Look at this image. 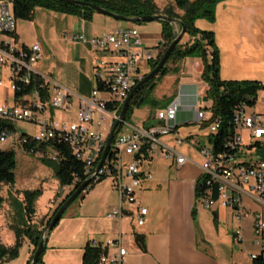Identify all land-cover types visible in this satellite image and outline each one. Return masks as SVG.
<instances>
[{
	"label": "built area",
	"instance_id": "2783aa9c",
	"mask_svg": "<svg viewBox=\"0 0 264 264\" xmlns=\"http://www.w3.org/2000/svg\"><path fill=\"white\" fill-rule=\"evenodd\" d=\"M15 30L16 18L13 15L12 2L0 0V68L6 71L11 91H19L26 85H32L31 93L22 97L19 104L0 105V121L14 125L23 122L33 126L34 132L31 134L27 131L13 133L17 135L20 144H25L28 140L39 144L61 137L68 143L75 157L84 161V179L91 178V181H96L102 177L112 178L113 187L119 195V206L108 213L107 217L122 216L125 211L123 206L128 204L135 208V223L138 226L143 225L148 209L141 204L136 192L142 181L150 178V174L140 171L145 159L141 150L144 148L146 154L152 156L158 147L161 155L171 159L176 165H182L187 158L161 141V137L171 134L176 125L177 103L173 101L167 107L156 110L152 124L134 125L124 119L111 144L110 152L114 156L109 152L96 170L108 132L118 119L125 98L144 77L146 71L142 70V66H148L149 60L153 58L150 51L140 48L138 30L135 27H118L91 37L83 32H76L71 36L75 43L88 45L94 52H106L117 58L106 60L97 57L94 60L93 78L99 77L109 84V90L100 91L94 87L89 96L80 97L76 121L53 118V109L68 110L71 92L35 69V64L42 57L40 43H19ZM3 82L0 78V86ZM260 85L264 87V81ZM45 86L49 97L42 101L40 93ZM99 91L109 93V98L98 97ZM108 102H113L110 110L106 109ZM247 107L244 102L236 106L233 132L221 145L213 142V136L219 128V119L213 118L207 125L210 138L196 148L204 158L199 166L201 172L198 201L210 210H213L214 204L227 208L233 220L250 219L253 234L257 238L256 243L261 244L264 249V159L258 150V145L264 142V113H248ZM47 109L49 116L45 113ZM211 116L209 107L196 111V120L199 123ZM104 120L107 121V126H103ZM243 130L248 132L249 144L242 138ZM10 134L12 133L7 127H0V142L5 141ZM184 142L185 138L174 139L175 145ZM124 155L131 159L124 161ZM49 156L56 158L57 153L51 152ZM213 189L218 193L215 202L210 200ZM244 195L254 201L256 210L244 206ZM233 235L236 242L241 241L242 229L236 227ZM90 244L104 249L96 264H126L128 251L121 236L105 241L92 239ZM256 254L251 253L250 259Z\"/></svg>",
	"mask_w": 264,
	"mask_h": 264
},
{
	"label": "crops",
	"instance_id": "0c3cea01",
	"mask_svg": "<svg viewBox=\"0 0 264 264\" xmlns=\"http://www.w3.org/2000/svg\"><path fill=\"white\" fill-rule=\"evenodd\" d=\"M214 13L213 22L198 19L195 25L198 29L210 30L214 34L219 52L220 78L222 80L263 82L264 61H254L247 54L264 42V0H220L215 6ZM66 19L76 27V32H83L87 37L123 27L118 22L119 20L97 12L93 13L90 20H83L73 15H67ZM178 27V25H174V31ZM185 36L187 37L185 42H190L186 34L182 36V39ZM15 37L19 43L24 45L38 42L33 38H25L17 28V24ZM76 44L77 59L81 66L80 70L83 71L79 75L87 80H92L94 77L93 62L97 57L106 60L116 58L106 52H94L90 47ZM172 67H176L177 71L164 76L160 82L168 79L170 83L176 84L175 91L168 96H173L171 102L177 103L176 125L178 127L171 134L162 136L161 141L184 155L187 160L182 165H176L171 159L164 158L159 153L158 157L152 155L151 159L145 158L142 161L140 171L149 173L150 178L142 181L136 194L140 195L141 192L147 191L152 199L148 205L142 203L148 209L144 224L138 226L135 223L133 218L135 208L128 204L123 206L125 211L122 216L107 217L108 213L119 206V195L112 184V189L117 198L111 201H108L109 198H105L104 201L107 205L101 213L103 217H93L87 212H82L83 204L69 210L60 218L46 238L42 261L38 264H82L84 247L90 240L105 241L117 236L122 237L123 245L128 251L126 264H233L225 251L228 248L230 251L232 247L238 249L243 243V236L241 241L236 242L232 232L231 239H225L228 243L225 245L226 250L223 249L225 247L221 246L219 240V213L221 208L224 209L226 217H230L232 221L231 213L227 208L214 204L213 210L217 213L214 220L212 210L196 200L194 190L200 177V165L195 164L193 156L179 147L188 143V149H192L200 156L196 147L209 139V133L205 132L206 128L202 127V124L196 120V111L207 108L211 104V102L206 104V101L203 100V95L207 89L206 83L204 82L205 87L199 89L202 82L200 77L202 63L199 57H185ZM35 69L45 74L39 68L35 67ZM3 74L6 75V71L0 68V78ZM3 87L5 90L2 91L3 97L0 100V105H15L13 93L11 94V101H8L7 98L9 84L4 86L3 82L0 88ZM67 90L71 92L67 111L71 110L74 99L77 101L76 109L78 110L80 97L86 98L87 95ZM260 90L257 96L264 92V87ZM199 92H202V96L198 95ZM162 96L166 95L162 93ZM155 112L156 110L152 107L136 108L131 114L130 121L134 125L152 124L154 123ZM53 113L51 112L52 115ZM259 113H264V110L259 111ZM195 123L201 127L200 131L184 128ZM15 127L16 132L27 131L23 127H18L17 124ZM176 137H184L186 142L175 145L172 139ZM123 158L124 161L131 159L127 155H124ZM155 160H157L158 165H156L157 162H154ZM153 163L156 168L152 167ZM93 190L91 188L86 192L89 195ZM81 198L84 199L85 196ZM194 207L196 210L195 217L192 216ZM123 220L127 221V228L123 227ZM235 225L236 222L233 220V226L235 227ZM226 228H229L228 223ZM134 233L143 235L145 252H141L137 247L134 241ZM220 233L222 235L223 232Z\"/></svg>",
	"mask_w": 264,
	"mask_h": 264
},
{
	"label": "trees",
	"instance_id": "16d2710c",
	"mask_svg": "<svg viewBox=\"0 0 264 264\" xmlns=\"http://www.w3.org/2000/svg\"><path fill=\"white\" fill-rule=\"evenodd\" d=\"M12 2V11L16 19L31 20L33 18L34 8L43 7L55 12L67 15L77 16L83 20H90L93 9L78 5H72L61 0H10ZM98 4L105 8L107 11L121 15L124 17H138L143 15H157L163 14L171 18L178 19L190 42L180 43V40L171 51L168 59L163 67L159 70L158 74L146 81L140 88L133 94L130 99L128 110L125 115V120L130 121L131 114L134 109L142 107L149 100L150 94L156 85V77H162L167 73L174 70L167 66V62L175 64L185 57H199L202 63L201 80L206 83L207 89L205 91L204 100H210L209 111L211 117L204 122H200L202 127L207 128V125L213 118L219 119V128L213 136V142L218 145L222 144L223 140L233 132V115L235 108L238 104L244 102L248 106H253L256 102L257 93L262 86L256 80H222L219 76V52L215 43L214 34L210 30L198 29L195 25L196 20L205 19L213 22L215 19V6L220 0H174V6H165L162 9L156 5L153 0H81ZM139 23V22H134ZM161 40L157 44V54L153 56L148 62L149 71L153 69L158 63L159 58L166 50L172 39L176 36L174 27L167 21H161ZM183 34V35H184ZM182 35V36H183ZM146 72L144 75H146ZM95 88L100 91L109 90V84L102 81L99 77L94 79ZM32 85H26L19 91L13 92L15 104L22 101V97L31 93ZM42 101L48 97L47 87L45 86L40 93ZM251 98V99H250ZM153 102V101H150ZM113 108V102L107 103V110ZM0 127H7L11 133H16L17 129L14 124L9 122L0 121ZM178 126L175 125L173 131ZM210 138V135H209ZM218 143V144H217ZM19 146L26 152L31 154H39V159L43 165L48 167L52 175L59 182L61 187H72L65 197L55 206L52 214L46 221L49 222L53 214L57 211L65 199L73 192L74 187L80 184L86 176V166L84 161L78 159L73 154L68 143L63 141L61 137H55L51 140L44 141L36 144L28 140L25 144ZM215 145V146H216ZM258 145V144H257ZM198 147V146H197ZM196 147V148H197ZM259 152L261 151L264 159V142L258 145ZM142 153L146 159H151L152 156L146 154L143 148ZM49 153H57L56 158H52ZM111 156L113 152H110ZM14 168L15 160L12 150L0 149V193L4 186L8 187L7 198L13 210V223L11 228L15 233V243L12 246H4L0 243V263L11 261L18 257L19 246L23 240H26L32 247L29 259L25 264H29L35 249L37 248L41 239L45 225L38 226L35 222V208L34 202L36 197L41 193L39 189L23 190L17 196L11 188L14 186ZM104 177L90 181L85 187L87 191L94 182L101 181ZM200 179V177H199ZM200 184V183H199ZM218 193L216 189L210 196V200L215 202ZM195 198L199 199V187L195 193ZM3 198L0 195V206ZM199 202V201H198ZM195 207L192 209V216L195 217ZM214 220L217 217L215 210H212ZM58 223V222H57ZM54 227L56 226V224ZM53 227V228H54ZM134 241L141 252H145L144 237L141 234L134 233ZM45 249H42L37 263L42 261V255ZM104 251L100 246H92L88 242L82 254V264H96L100 254ZM252 264H264V249H261L253 258Z\"/></svg>",
	"mask_w": 264,
	"mask_h": 264
},
{
	"label": "rangeland",
	"instance_id": "374dc122",
	"mask_svg": "<svg viewBox=\"0 0 264 264\" xmlns=\"http://www.w3.org/2000/svg\"><path fill=\"white\" fill-rule=\"evenodd\" d=\"M153 1L156 3L159 9H162L165 6H174V0ZM66 16V14H61L53 10L38 6L34 8L33 18L31 20L18 18L16 19V24L17 28L19 29V31H21L25 38H33V40L38 41L42 47V57L35 64L36 68H39L40 71L45 72L46 75H48L52 80L57 81L62 87H66L67 89L77 94L81 92L82 95L89 96L92 88L95 87V81L94 78L92 80H87L83 78V76L79 75V73L83 71L82 69L80 70L81 66L76 55L77 44L71 40V36L76 33V27L66 19ZM118 22L122 24L123 27L134 26L135 28H137L140 37V48L150 51L153 56L157 54L158 49L156 48V46L162 38L161 21L153 20L139 23L127 21ZM179 30L180 27L175 30V34H177ZM185 40H187L186 36L182 40H180V43H184ZM86 47L89 46L86 45ZM247 56L254 61H264V42L261 43L257 48H255V50L249 52ZM113 59L115 60L117 58ZM175 64L171 63L170 61L167 62V66L174 69L171 72L177 71L176 67H172V65ZM142 70L149 72V67L147 65H144L142 66ZM169 73H167L166 75H168ZM164 76L159 78L156 77V85L150 94L149 100L142 106L143 108L152 107L155 110H158L167 107L170 103L173 102H171L173 96L169 97L168 95L175 91L176 84L170 83L168 79H164L162 82H160V80ZM1 78L4 81V86H7L9 83L7 76L3 74ZM202 82L200 83L199 89H202L206 86L205 83ZM4 90V87L0 88V100L3 97L2 91ZM7 91L8 101H11V94L13 93V91L9 89H7ZM162 93H164L166 96H162ZM198 95L202 96V92H199ZM109 96L110 94L107 92H98V97L109 98ZM204 96L205 93L203 95V100ZM209 102L211 101L207 100L206 104H209ZM76 104L77 101L74 99L71 105V110L69 111L53 109V118L56 120L66 119L76 121ZM262 110H264V92L258 94L256 102L253 106L247 107L248 113L259 112ZM45 113L46 116H49V109H47ZM17 126L25 128L27 130V133L29 134L34 132V128L30 124L18 122ZM103 126H107L106 120L103 121ZM184 128L198 129V131L201 130L199 124L196 123L187 127L185 126ZM205 132L208 133V130L205 129ZM242 138L244 139L246 144H249V136L246 130L242 131ZM174 139L175 138L172 139V142L174 141ZM188 145V143H185L183 144V146L179 147L186 153L188 152L189 155L193 156L195 164L201 165L204 161V158L202 156H199L192 149L189 150ZM0 149L12 150L14 153L15 168L13 173L15 182L11 190L17 196H20L19 193L23 190L39 189L41 191L34 202V222L38 226L45 225L55 206L65 197V195L72 187H61L57 179L53 177L51 170L41 163L39 154H31L24 151L19 146L17 135L12 133L6 138L5 141L0 142ZM159 153L160 151L158 147H156L153 156L158 157ZM49 154L50 153L48 152V155ZM154 162L156 163L157 160H155ZM156 165H158V162L156 163ZM156 165L153 163L152 167L156 168ZM91 188L94 189L92 193H89L88 195V192L84 190L68 206L62 216L69 212V210L78 207V205L82 206L83 204L82 212H87L88 215H91L93 217H103V214L101 213L107 205V203L105 204L104 201L106 200L105 198H109L108 201L117 198L115 191L112 189V178L104 177L101 181L94 182V185H92V187H90L89 189ZM60 190L61 192L59 193L58 191ZM7 191L8 187L4 186L0 193L1 197L3 198V202L0 206V243L4 246H12L15 243V233L14 230L10 227L13 223V210L10 205L9 199L7 198ZM82 196H85V198H81ZM137 197L141 201V204L145 203L148 205L149 202H152L150 194H148L147 191L141 192L140 195L137 194ZM243 204L244 206H248L251 210L257 209L254 201L247 195H244L243 197ZM223 210L224 209L221 208V211L219 213V240L221 246L225 247V245L228 244L225 239H231V234L236 227L241 228L243 243L238 249L232 247L230 251L228 248V250L225 252L233 261V264H252L249 253H259L262 247L261 244L256 243L257 238L253 234L251 220H234L236 222V225L234 227L233 220L231 221L230 217H226ZM227 223L229 225V228H226ZM122 225L123 227L127 228V221L123 220ZM220 232H223L222 235ZM31 248L32 247L26 242V240H23L22 244L19 246L18 257L11 261H5L0 264H24L26 259L28 260L30 257ZM223 249L226 250V247Z\"/></svg>",
	"mask_w": 264,
	"mask_h": 264
},
{
	"label": "water",
	"instance_id": "95a60500",
	"mask_svg": "<svg viewBox=\"0 0 264 264\" xmlns=\"http://www.w3.org/2000/svg\"><path fill=\"white\" fill-rule=\"evenodd\" d=\"M61 1L67 2V3L72 4V5H78V6L91 8L97 13L109 16V17H111L115 20H119V21L148 22V21H153V20H159V21H167L172 25H178L180 27L179 32L176 34V36L172 39L170 44L167 46L166 50L163 52V54L159 58L156 66L153 69H151L146 75H144V77L132 88V90L129 92L128 96L125 98V100L122 104V108L120 110V113L118 115V119L114 122L110 131L108 132L100 161L98 162L97 167H96V170H97L102 165L106 156L110 152L111 144H112L116 134L118 133L119 127L121 126L122 122L125 119V115H126V112L128 110L129 102H130V99L132 98L133 94L140 88V86L142 84H144L146 81L154 78L158 74L159 70L163 67V65L166 62V60L168 59L171 51L173 50L175 45L178 43V41L180 40V38L182 37V35L184 34L185 31H184V28H183L181 22L178 19L171 18V17H168V16L163 15V14L143 15V16L128 18V17H124L121 15L113 14V13L107 11L102 6L95 4V3L85 2V1H81V0H61ZM174 33H175V31H174ZM90 181H91V178H86L80 184L75 186L73 192L68 196L67 199L64 200V202L60 205V207L57 209V211L53 214V216L51 217V219L49 220V222L45 226V229L42 233L39 244H38L37 248L35 249V252L33 253L32 259H31L29 264H36L37 263V259L40 255L42 249L44 248L45 240L48 237V235L50 234L51 230L53 229L55 223H57L60 220V218L62 217L64 211L68 208V206L85 190V187H87V185L90 183ZM199 183H200V179H198L196 182L195 190H194L195 193L198 190Z\"/></svg>",
	"mask_w": 264,
	"mask_h": 264
},
{
	"label": "bare ground",
	"instance_id": "6f19581e",
	"mask_svg": "<svg viewBox=\"0 0 264 264\" xmlns=\"http://www.w3.org/2000/svg\"><path fill=\"white\" fill-rule=\"evenodd\" d=\"M174 26V25H173ZM137 29V28H136Z\"/></svg>",
	"mask_w": 264,
	"mask_h": 264
}]
</instances>
